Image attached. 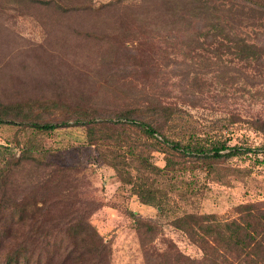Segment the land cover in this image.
<instances>
[{
	"label": "rangeland",
	"instance_id": "1",
	"mask_svg": "<svg viewBox=\"0 0 264 264\" xmlns=\"http://www.w3.org/2000/svg\"><path fill=\"white\" fill-rule=\"evenodd\" d=\"M106 1L93 0V3L96 6ZM256 1L264 0L206 3L214 8L231 6V12L221 16L223 27L264 50V10ZM121 3L102 13L97 28L85 17L70 25L39 21L27 14L4 17L0 25V100L12 101L44 91L57 96L67 94L68 103L76 101L100 110L138 103L146 97V91L188 112L200 132L213 134L223 127L220 133L228 145L250 148L251 151L220 163L244 170L237 175H205L198 166L182 169L180 174L190 189L179 185L181 195L167 192V209L158 212L154 206L138 202L126 187L119 186L113 171L98 160L93 146L85 143L83 126L56 128L33 138L45 149L37 155L39 158L78 167L74 175L79 195L94 202L84 224L93 227L106 242L109 264L143 263L132 215L154 221L159 230L152 245L157 250L173 247L198 258L199 249L169 224L173 216L197 212L229 218L234 216L233 206L238 203L264 201V148H260L264 147V135L248 123L264 119V55L259 63L246 64L224 47H217L216 40L227 42L220 35L214 40L200 34L204 29L214 32L208 19L192 17L190 26L183 29L182 19L178 21L166 15L167 7H175L177 15H182V11L191 9L197 2L192 5L187 0H124ZM195 27L200 30H194ZM83 30L93 34L86 36ZM105 33L116 44L122 42L127 47L117 45L118 50H106V41L97 37ZM193 34L210 48L216 45L214 53L187 42V36ZM127 49L131 54L123 56L122 51L125 53ZM199 52L210 56L207 63L213 71L205 69L204 80L194 82L192 74L200 63ZM14 129L0 125V145L13 147ZM22 135L24 132H19V138ZM149 159L160 167L164 164L160 152L152 151Z\"/></svg>",
	"mask_w": 264,
	"mask_h": 264
},
{
	"label": "trees",
	"instance_id": "2",
	"mask_svg": "<svg viewBox=\"0 0 264 264\" xmlns=\"http://www.w3.org/2000/svg\"><path fill=\"white\" fill-rule=\"evenodd\" d=\"M123 1L107 0L95 6L93 0H0V25L9 14H27L39 21H61L69 25L85 17L97 28L102 13L119 7ZM208 1L187 0L197 5L182 11V15H177L175 7H167L166 15L170 19H182L183 29L190 26L192 17L208 19L214 32L204 29L200 34L214 40L220 35L227 42L216 40L218 48L224 47L246 64L259 63L263 48L223 27L221 16L229 14L231 6L214 8ZM256 2L264 10V1ZM83 31L86 36L93 34ZM97 37L106 41L108 51L127 47L122 42L116 44L108 33ZM187 37L194 47L214 53L216 45L210 48L194 34ZM129 53L130 49L122 51L123 56ZM197 56L198 66L204 71L195 68L194 82L204 80L205 69L213 71L207 63L210 61L207 53L199 52ZM144 93L146 97L138 103L115 105L101 111L76 101L68 103L67 94L57 96L44 91L12 101L0 100V125L15 127L13 147L0 145V264H109L106 242L93 227L84 224L94 202L79 195L74 175L78 167L39 158L37 155L45 149L33 139L35 134L83 126L85 143L93 146L98 160L113 171L119 186L126 187L138 202L154 206L158 212L167 209V192L181 195L179 185L190 189L180 174L184 168L198 166L205 175L218 177L244 172L220 163L251 151L250 148L228 145L220 133L223 127L213 134L200 132L184 109ZM248 123L264 135V119ZM21 131L25 135L19 138ZM152 151L162 153L163 166L149 159ZM233 212L234 216L229 218L214 213L182 212L170 219L169 224L199 249L198 258L173 247L157 250L152 245L159 230L154 221L132 215L142 264H264V201L238 203L233 206Z\"/></svg>",
	"mask_w": 264,
	"mask_h": 264
}]
</instances>
